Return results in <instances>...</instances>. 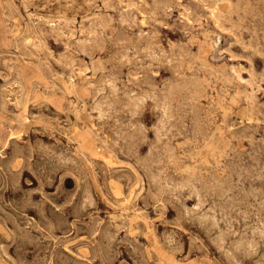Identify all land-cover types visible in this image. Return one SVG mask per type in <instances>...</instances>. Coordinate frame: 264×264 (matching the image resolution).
Here are the masks:
<instances>
[{
	"label": "rangeland",
	"instance_id": "rangeland-1",
	"mask_svg": "<svg viewBox=\"0 0 264 264\" xmlns=\"http://www.w3.org/2000/svg\"><path fill=\"white\" fill-rule=\"evenodd\" d=\"M236 2L0 0V264H264V0ZM227 78L234 79L231 85ZM176 82H184L181 89ZM163 101L174 111L168 105L171 110L162 112ZM211 143L217 145V158L207 154Z\"/></svg>",
	"mask_w": 264,
	"mask_h": 264
},
{
	"label": "bare ground",
	"instance_id": "bare-ground-1",
	"mask_svg": "<svg viewBox=\"0 0 264 264\" xmlns=\"http://www.w3.org/2000/svg\"><path fill=\"white\" fill-rule=\"evenodd\" d=\"M152 1L154 2V0H152ZM230 1H231V0H230ZM239 1H241V0H239ZM243 1H244V0H243ZM246 1H247V0H246ZM262 1H263V0H262ZM72 2H73V1H72ZM235 2H236V0H235ZM237 2H238V1H237ZM237 2H236V3H237ZM258 2H259V1H258ZM86 3H87V2H86ZM160 3H161V1H160ZM206 3H207V2H206ZM246 3H248V2H246ZM88 4H89V3H88ZM147 4H149V3H147ZM230 4H231V3H230ZM232 4H234V1L232 2ZM196 5H197V4H196ZM240 5H241V3L238 4L239 7H240ZM248 5L250 6V2L248 3ZM248 5H247V6H248ZM133 6H134V5H133ZM135 6H136V5H135ZM148 6H149V5H148ZM215 6H216V5H215ZM231 6H233V5H231ZM238 6H235L236 9H237ZM242 6H243V4H242ZM247 6H246V7H247ZM251 6L253 7V4H252ZM256 6H257V5H255V7H256ZM156 7H157V6H156ZM209 7H210V6H209ZM233 7H234V6H233ZM244 7H245V6H244ZM246 7H245V8H246ZM162 8H163V7H162ZM210 8H212V7H210ZM241 8H242V7H241ZM245 8H244V9H245ZM259 8H260V7H259ZM187 9L190 10L189 8H187ZM198 9H199V8H198ZM231 9H232V8H231ZM242 9H243V8H242ZM247 9H248V7H247ZM251 9H252V8H251ZM254 9H255V8H254ZM254 9H253V10H254ZM16 10H17V9H16ZM121 10H122V9H121ZM127 10L129 11V9H127ZM188 10H187V11H188ZM204 10H205V9H204ZM204 10H203V11H204ZM217 10H218V9H217ZM232 10H233V9H232ZM238 10H239V9H238ZM253 10H252V11H253ZM256 10H257V8H256ZM124 11H125V9H124ZM124 11H123V12H124ZM130 11H131V10H130ZM153 11H154V9H153ZM153 11H151V13H152ZM254 11H255V10H254ZM120 12H121V11H120ZM126 12H127V11H126ZM126 12H125V13H126ZM147 12H148V11H147ZM155 12H156V11H155ZM231 12H232V11H230V13H231ZM236 12H237V10L235 11V13H236ZM243 12H244V10H243ZM243 12H242V13H243ZM64 13H65V12H64ZM125 13H124V14H125ZM129 13H130V12H129ZM224 13H226V12H224ZM248 13H249V12H248ZM258 13H259V11H258ZM33 14H34V13H33ZM96 14H97V13H96ZM124 14H123V16H124ZM131 14H132V13H131ZM217 14H218V13H217ZM239 14H240V13H239ZM249 14H250V13H249ZM127 15H128V13H127ZM129 15H130V14H129ZM154 15H155V13H154ZM154 15H153V16H154ZM186 15H187V14H186ZM220 15H221V14H220ZM237 15H238V14H237ZM255 15H256V14H255ZM13 16H14V15H13ZM121 16H122V14H121ZM153 16H152V17H153ZM190 16H191V15H190ZM198 16H199V15H198ZM229 16H230V15H229ZM240 16H241V15H240ZM242 16H244V15H242ZM90 17H91V16H90ZM99 17H100V16H99ZM124 17H125V16H124ZM129 17H130V19H133L131 16H129ZM191 17H192V16H191ZM216 17H217V16H216ZM223 17H224V16H223ZM246 17H247V16H246ZM252 17H253V16H252ZM53 18H54V17H53ZM87 18H88V17H87ZM125 18H126V17H125ZM150 18H151V17H150ZM224 18H226V17H224ZM224 18H223V19H224ZM241 18H242V17H241ZM243 18H244V17H243ZM248 18H249V17H248ZM63 19H64V17H63ZM89 19H90V18H89ZM103 19H104V17H103ZM103 19H102V20H103ZM127 19H128V21H130L129 18H127ZM198 19H199V18H198ZM216 19H217V18H216ZM228 19H230V18H228ZM231 19H232V17H231ZM238 19H239V18H238ZM69 20H70V19H69ZM97 20H98V19H97ZM105 20H107V19H105ZM226 20H227V19H226ZM226 20H225V22H226ZM232 20H233V19H232ZM236 20H237V19H236ZM53 21H54V20H53ZM65 21H66V20H65ZM71 21H72V20H71ZM123 21H124V20H123ZM123 21H122V22H123ZM126 21H127V20H125V22H126ZM221 21H222V20H221ZM233 21H235V20H233ZM237 21H238V20H237ZM244 21H245V19H244ZM101 22H102V21L100 20L99 23H101ZM103 22H104V21H103ZM223 22H224V21H223ZM235 22H236V21H235ZM59 23H60V22H59ZM68 23H69V22H68ZM106 23H108V22L106 21ZM106 23H104V24H106ZM129 23H130V22H129ZM219 23H220V22H219ZM230 23H231V22H230ZM232 23H233V22H232ZM240 23H241V21L239 22V24H240ZM57 24H58V23H57ZM64 24H65V23H64ZM102 24H103V23H102ZM102 24H101V26H102ZM110 24H111V23H110ZM233 24H234V23H233ZM59 25H60V24H59ZM97 25H98V24H97ZM106 25H108V24H106ZM106 25H104V26H106ZM217 25H218V24H217ZM219 25H220V24H219ZM223 25H224V23H223ZM236 25H237V22H236ZM236 25H235V27H236ZM101 26H100V27H101ZM220 26H221V25H220ZM231 26H233V25H231ZM238 26H239V25H238ZM242 26H243V25H242ZM34 27H35V26H34ZM53 27H55V26H53ZM95 27H96V26H94V28H95ZM98 27H99V26H98ZM100 27H99V28H100ZM102 27H103V26H102ZM109 27H110V26H109ZM222 27L224 28V26H222ZM30 28H31V27H30ZM59 28H60V27H59ZM61 28H62V27H61ZM240 28H241V26H240ZM14 29H15V28H14ZM27 29H28V28H27ZM51 29H52V28H51ZM57 29H58V28H56V30H57ZM73 29H74V28H73ZM111 29H112V28H111ZM237 29H238V27H237ZM28 30H29V29H28ZM34 30H35V29H34ZM52 30H54V28H53ZM95 30H96V29H95ZM232 30H233V29H232ZM234 30H235V29H234ZM234 30H233V32H234ZM29 31L32 32V29L29 30ZM40 31H42V30H40ZM57 31H58V30H57ZM71 31H73V30H71ZM92 31H93V30H92ZM92 31H90V32H92ZM27 32H28V31H27ZM81 32H82V31H81ZM90 32H89V33H90ZM98 32H100V31H98ZM102 32H103V31H102ZM105 32L108 34L107 31H105ZM24 33H25V32H24ZM28 33H29V32H28ZM40 33H41V32H40ZM40 33H39V37H40ZM43 33H44V32H43ZM93 33H94V32H93ZM37 34H38V33H37ZM98 34H99V33H98ZM107 34H106V35H107ZM31 35H32V33H31ZM90 35H91V34H90ZM95 35H96V33H95ZM98 36H101V35H98ZM98 36H97L96 38H99ZM26 37L29 38V35L25 36V38H26ZM41 37H42V35H41ZM44 37H45V35H44ZM89 37L91 38V36H89ZM25 38H23V39H25ZM96 38H95V39H96ZM86 39H87V38H86ZM88 39H89V38H88ZM91 39H93V38H91ZM91 39H90V40H91ZM102 39H103V38H102ZM26 40H27V39H25V41H26ZM41 40H42V39H41ZM90 40H89V41H90ZM100 40H101V38H100ZM25 41H24V42H25ZM27 41H29V40H27ZM45 41H46V40H44L43 42H45ZM83 41H84V40H83ZM81 42H82V41H81ZM84 42H88V41H84ZM91 42H92V41H91ZM89 43H90V42H89ZM37 44H39V43L37 42ZM46 44H47V42H45L44 45H46ZM99 44H100V43H99ZM130 44H131V43H130ZM132 44H133V43H132ZM34 45H36V44H34ZM39 45H40V44H39ZM124 45H125V44H124ZM202 45H206V44L204 43V44H202ZM32 46H33V45H32ZM37 46H38V45H37ZM42 46H43V45H42ZM85 46H86V43H85ZM90 46H91V44H90ZM97 46H98V44H97ZM104 46H105V44H104ZM199 46L201 47V45H199ZM199 46H198V47H199ZM33 47H34V46H33ZM40 47H41V46H40ZM40 47H39V50H40ZM45 47L47 48V45H46ZM209 47H210V45H209ZM91 48H92V47H91ZM93 48H94V46H93ZM98 48H99V47H98ZM103 48H104V47H103ZM121 48H122V47H121ZM125 48H126V47H125ZM127 48H128V47H127ZM129 48H130V47H129ZM32 49L34 50V48H32ZM80 49H81V48H80ZM83 49H86V48H83ZM123 49H124V48H123ZM134 49H135V47H134ZM189 49H190V48H189ZM189 49H187V50H189ZM202 49H203V48H202ZM28 50H29V49H28ZM35 50H36V49H35ZM42 50H43V49H42ZM90 50H91V49H90ZM126 50H127V49H126ZM131 50H133V49H131ZM151 50H153V49L151 48ZM154 50H155V49H154ZM156 50H157V49H156ZM198 50H199V48H198ZM254 50H255V49H254ZM23 51H24V50H23ZM31 51H32V50H31ZM31 51H30V52H31ZM66 51H67V49H66ZM68 51H69V50H68ZM129 51H130V50H129ZM136 51H137V50H136ZM196 51H197V50H196ZM206 51H207V49H206ZM35 52H36V51H35ZM124 52H125V51H124ZM132 52H133V51H132ZM137 52H138V51H137ZM154 52H155V51H154ZM162 52H163V51H162ZM202 52L204 53V51H202ZM39 53H40V52H39ZM126 53L128 54L129 52H126ZM138 53H139V52H138ZM148 53H149V52H148ZM160 53H161V52H160ZM164 53H166V55H167L168 52H164ZM203 53H201V54L203 55ZM50 54H51V53H50ZM61 54H62V53H61ZM66 54L68 55V53H66ZM153 54H154V53H153ZM198 54H200V53H198ZM31 55H32V54H31ZM59 55H60V54H59ZM64 55H65V53H64ZM67 55H66V56H67ZM132 55H134V54H132ZM138 55H139V54H138ZM158 55H159V54H158ZM160 55H161V54H160ZM207 55H208V54H207ZM121 56H122V55H121ZM126 56L128 57V55H126ZM129 56H131V54H130ZM37 57H38V56H37ZM61 57H63V55H61ZM70 57L73 59V56H70ZM137 57H138V56H137ZM144 57H145V56H144ZM146 57H147V56H146ZM149 57H152V56H150V54H149ZM197 57H198V56H197ZM64 58H66V57L64 56ZM64 58H63V59H64ZM71 58H70V59H71ZM99 58H100V57H99ZM109 58H110V57H109ZM147 58H148V57H147ZM191 58H192V57H191ZM200 58H201V55H200ZM203 58H204V56H203ZM68 59H69V55H68ZM74 59H75V58H74ZM118 59H119V58H118ZM121 59H122V57H121ZM121 59H120V60H121ZM128 59H129V57H128ZM152 59H153V58H152ZM157 59H158V58H157ZM167 59H168V58H167ZM196 59H197V58H195V60H196ZM58 60H59V58H58ZM60 60H61V59H60ZM60 60H59V63H60ZM66 60H67V59H66ZM97 60H98V59H97ZM179 60H180V59H179ZM198 60H199V59H198ZM205 60H207V57L205 58ZM68 61H69V60H68ZM70 61H72V60H70ZM122 61H123V60H122ZM185 61H186V60H185ZM207 61H208V60H207ZM61 62H62V61H61ZM63 62H64V61H63ZM65 62H66V61H65ZM73 62H74V60H73ZM96 62H97V61H96ZM171 62H172V61H171ZM183 62H184V61H183ZM188 62L190 63V61L187 60V63H188ZM192 62H193V61H192ZM200 62H201V61H200ZM68 63H69V65L71 66L70 62H68ZM68 63H67L66 65H68ZM100 63L102 64V61H101ZM107 63H108V62H107ZM185 63H186V62H185ZM195 63H196V61H195ZM202 63H203V62H202ZM204 63H206V62L204 61ZM208 63H209V61H208ZM93 64H94V62H93ZM117 64H118V63H117ZM121 64H122V63H121ZM192 64H193V63H192ZM211 64H212V63H210V65H211ZM64 65H65V64H64ZM184 65H185V64H184ZM203 65H204V64H203ZM39 66H40V64L38 65V67H39ZM44 66H45V65H44ZM73 66H74V65H73ZM93 66H94V65H93ZM96 66H97V65H96ZM117 66L119 67V65H117ZM190 66H191V64H190ZM40 67H41V66H40ZM98 67H99V66H98ZM100 67H102V70H104V69H103V66H100ZM100 67H99V69H100ZM111 67H112V66H111ZM114 67H115V66H114ZM114 67H112V68H114ZM183 67H184V66H183ZM192 67H193V65H192ZM207 67H208V66H207ZM212 67H213V66H212ZM212 67H211V69L214 68V67H213V68H212ZM96 68H97V67H96ZM96 68H95V69H96ZM179 68H180V67H179ZM188 68H189V66H188ZM188 68H187V69H188ZM190 68H191V67H190ZM190 68H189L188 70H190ZM201 68H202V67H201ZM205 68H206V67H205ZM221 68H222V67H221ZM223 68H224V70H225V67H223ZM223 68H222V70H223ZM97 69H98V68H97ZM119 69H120V68H119ZM177 69H178V68H177ZM193 69H194V68H193ZM203 69H204V68H203ZM218 69H219V68H218ZM48 70H49V69H48ZM50 70H51V69H50ZM179 70H180V69H179ZM181 70H182V69H181ZM191 70H192V69H191ZM191 70H190V71H191ZM205 70H209V69H205ZM216 70H217V69H216ZM194 71H197V70H194ZM199 71H200V70H198V72H199ZM82 72H83V71H82ZM107 72H108V71H107ZM177 72H178V71H177ZM180 72H181V71H180ZM201 72H202V71H201ZM210 72H211V71H210ZM217 72H218V71H217ZM219 72H220V71H219ZM219 72H218V73H219ZM178 73H179V72H178ZM182 73H183V72H182ZM182 73H180V74L182 75ZM194 73H195V72H194ZM205 73H206V72H205ZM220 73H222V72H220ZM100 74H101V73H100ZM103 74H104V73H103ZM108 74H110V73H108ZM115 74H116V73H115ZM117 74H119V73L117 72ZM184 74H185V73H184ZM195 74H196V73H195ZM222 74H223V73H222ZM222 74H221V76H222ZM227 74H228V78H229L230 75H229V73H227ZM227 74H226V75H227ZM231 74H232V73H231ZM185 75H188V74H185ZM185 75H184V76H185ZM210 75L212 76L211 73H210ZM216 75H217V74H216ZM226 75H225V76H226ZM237 75H238V74H237ZM100 76H101V75H100ZM112 76H113V75H112ZM193 76H194V75H193ZM207 76H208V75H207ZM225 76H224V77H225ZM232 76H233V75H232ZM20 77H21V75H20ZM46 77H47V76H46ZM108 77H110V75H109ZM182 77H183V75H182ZM188 77H189V79H190L191 76H188ZM197 77H198V76H197ZM215 77H216V76H215ZM230 77H231V76H230ZM70 78H71V77H70ZM70 78H69V79H70ZM99 78H100V77H99ZM103 78H104V77H103ZM105 78H107V76H106ZM110 78H111V77H110ZM110 78H109V79H110ZM115 78H116V77H114L113 79H115ZM186 78H187V76H186ZM195 78H196V77H195ZM228 78H227V81H228ZM232 78H233V77H232ZM240 78H241V77H240ZM16 79H17V78H16ZM19 79H20V78H19ZM107 79H108V78H107ZM117 79H119V77H117ZM117 79H115V80H117ZM183 79H184V78H183ZM189 79H186V81L189 80ZM192 79H193V78H192ZM200 79H201V78H200ZM203 79H204V76H203ZM230 79H231V78H230ZM22 80H23V79H22ZM22 80H20V81H22ZM194 80H195V79H194ZM215 80H216V79H215ZM218 80H219V79H218ZM233 80H234V79H233ZM233 80H232V81L230 80V81L233 82ZM97 81H98V80H97ZM104 81H105V80H104ZM107 81H108V80H107ZM107 81H106V82H107ZM180 81H181V80H180ZM205 81H207V80H205ZM230 81H228V82H230ZM16 82H18V81H16ZM70 82H71V80H70ZM72 82H73V81H72ZM102 82H103V81H102ZM111 82H112V81H111ZM115 82H116V81H115ZM172 82H173V81H172ZM184 82H185V81H184ZM184 82H183V83H184ZM190 82L192 83V81H190ZM195 82H196V81H195ZM209 82H210V81H209ZM214 82H215V81H214ZM214 82H213V83H214ZM222 82H223V81H222ZM222 82H221V84H222ZM225 82H226V81H225ZM231 82L229 83L230 85H231ZM113 83H114V82H113ZM113 83H111V84L114 85ZM145 83H146V82H145ZM145 83H144V84H145ZM183 83H182V84H183ZM187 83H188V81L185 83L186 86L189 85V83H188V85H187ZM197 83H198V82H197ZM217 83H218V82H217ZM237 83H238V82H237ZM95 84H96V81H95ZM118 84H119V83H117V85H118ZM170 84H171V83H170ZM172 84H173V83H172ZM182 84H180L179 86L182 87ZM195 84H196V83H195ZM203 84H204V83H203ZM221 84H220V85H221ZM225 84H226V83H225ZM234 84H235V83H233V85H234ZM19 85H20V84H19ZM19 85H18V86H19ZM23 85H25V84H23ZM106 85H107V84H106ZM162 85H163V84H162ZM165 85H166V84H165ZM165 85H163V86H165ZM167 85H168V83H167ZM167 85H166V86H167ZM175 85L178 86V83L176 82ZM185 85H184V87H185ZM197 85L200 87L199 84H197ZM214 85H215V83H214ZM222 85H223V84H222ZM21 86H22V85H21ZM75 86H76V85H75ZM90 86H91V85H90ZM119 86H120V85H119ZM170 86H171V85H170ZM177 86H176V87H177ZM179 86H178V87H179ZM192 86H193V84H192ZM204 86H205V85H204ZM211 86L213 87V85H211ZM211 86H209V87H211ZM226 86H227V85H226ZM234 86H237V85H234ZM71 87H72V83H71ZM96 87H100V81H99V86H96ZM102 87H103V86H102ZM107 87H108V86H107ZM112 87H114V86H112ZM116 87H117V86H116ZM116 87H115V88H116ZM152 87H153V86H152ZM168 87H169V85H168ZM178 87H177V88H178ZM184 87H183V89H184ZM196 87H197V86H196ZM199 87H198V88H199ZM214 87H215V86H214ZM227 87H228V86H227ZM19 88H21V87H19ZM22 88H24V87L22 86ZM72 88H73V87H72ZM105 88H106V87H105ZM115 88H114V89H115ZM117 88H118V87H117ZM117 88H116V89H117ZM172 88H174V87L171 86V89H172ZM190 88H191V87H190ZM222 88H223V86H222ZM95 89H96V88H95ZM98 89H99V88H98ZM110 89H112V88L110 87ZM124 89H125V88H124ZM124 89H123V92H124ZM135 89H136V88H135ZM164 89H166V88H163V91H165ZM179 89H181V88L179 87ZM188 89H189V88H188ZM195 89H196V88H195ZM195 89H193V90H195ZM213 89H216V88H213ZM219 89H220V88H219ZM225 89H226V88H225ZM234 89H235V88H234ZM238 89H239V88H238ZM25 90H26V88H25ZM100 90H101V91H104L105 89H104V90L100 89ZM107 90H108V89H107ZM161 90H162V89H161ZM169 90H170V89H169ZM191 90H192V89H191ZM200 90H201V88H200ZM203 90H204V89H203ZM222 90H223V89H222ZM227 90H228V89H227ZM239 90H240V92H241V89H239ZM239 90H238V91H239ZM17 91H18V90H17ZM20 91H21V90H20ZM22 91H24V90H22ZM22 91H21V92H22ZM101 91H100V92H101ZM112 91H113V90H112ZM132 91H133V90H132ZM139 91H140V90H139ZM149 91H150V90H149ZM149 91H148V93H149ZM163 91L161 92V94L163 93ZM166 91H167V90H166ZM166 91H165V92H166ZM170 91H172L171 93H173V90H170ZM181 91H182V90H181ZM183 91H184V90H183ZM219 91H220V90H219ZM238 91H237V93H238ZM243 91H244V90H243ZM25 92H26V91H25ZM73 92H74V91H73ZM75 92H76V91H75ZM113 92H114V91H113ZM118 92H119V91H118ZM152 92H153V90H152ZM154 92H155V91H154ZM177 92H178V91H177ZM190 92H191V91H190ZM190 92H189V93H190ZM223 92H225V90H223ZM23 93H24V92H22V94H23ZM94 93H96V92L94 91ZM105 93H106V92H105ZM133 93H134V92H133ZM138 93H139V92H138ZM138 93H137V94H138ZM141 93H142V91H141ZM144 93H145V91H144ZM146 93H147V91H146ZM156 93H157V90H156ZM167 93H168V92H167ZM169 93H170V92H169ZM179 93H180V92H179ZM186 93H187V92H186ZM196 93H197V92H196ZM198 93L201 94V92H198ZM202 93H203V92H202ZM204 93H205V92H204ZM207 93H208V92H207ZM220 93H222V92H220ZM226 93H227V92H226ZM228 93H229V91H228ZM17 94H18V93H17ZM22 94H21V95H22ZM92 94H93V93H92ZM99 94H100V93H99ZM110 94H111V93H110ZM122 94H123V93H122ZM124 94H125V93H124ZM128 94H129V93H128ZM130 94H131V92H130ZM152 94H153V93H152ZM224 94H225V93H224ZM234 94H236V93H234ZM234 94H232V95H234ZM240 94H241V93H240ZM19 95H20V94H19ZM74 95H75V94H74ZM108 95H109V93H108ZM108 95L106 94V96H108ZM140 95H141V94H140ZM148 95L150 96V94H148ZM154 95H155V94H154ZM164 95H165V94H164ZM175 95H176V94H175ZM182 95H185V94L182 93ZM197 95H199V94H197ZM197 95H196V97H197ZM201 95H202V94H201ZM225 95H226V94H225ZM228 95H229V94H228ZM238 95H239V94H238ZM22 96H23V98H24V94H23ZM75 96H76V95H75ZM94 96L97 97V95H94ZM103 96H104V93H103ZM112 96H113V95H112ZM129 96H130V95H129ZM131 96H132V95H131ZM138 96H139V95H138ZM142 96H144V95H142ZM142 96H141V97H142ZM151 96H152V95H151ZM157 96H158V95H157ZM162 96H163V95H162ZM167 96H168V95H167ZM167 96H166V98H168ZM204 96H205V95H204ZM204 96H203V97H204ZM214 96H215V95H214ZM235 96H236V95H235ZM239 96H240V95H239ZM247 96H248V95H247ZM19 97H20V96H19ZM108 97H109V96H108ZM114 97H115V95H114ZM141 97L139 96L138 98H141ZM145 97H146V96H144V98H145ZM154 97H156V96H154ZM154 97H153V98H154ZM186 97H187V96H186ZM191 97H193V96H191ZM194 97H195V96H194ZM200 97H201V96H200ZM211 97H213V96H211ZM220 97H221V96H220ZM231 97H232V96H231ZM231 97H229V98L231 99ZM21 98H22V97H21ZM77 98H78V97H77ZM92 98H93V97H92ZM92 98H91V100H92ZM106 98H107V97H106ZM112 98H113V97H111L110 99L112 100ZM133 98H135V97H133ZM136 98H137V97H136ZM142 98H143V97H142ZM149 98H150V97H149ZM157 98H161V97H157ZM157 98H156V99H157ZM172 98H173V97H172ZM178 98H179V97H178ZM180 98H181V97H180ZM18 99H20V98H18ZM114 99H115V98H114ZM127 99H128V96H127ZM163 99H165V98H163ZM163 99H161V100H163ZM169 99H171V97H170ZM174 99H175V97H174ZM182 99H183V98H182ZM189 99H190V98H189ZM200 99H201V98H200ZM210 99H211V98H210ZM215 99H216V98H215ZM232 99H233V97H232ZM234 99H236V97H235ZM240 99H241V98H240ZM20 100H21V99H20ZM102 100H104V98L101 99V101H102ZM117 100H118V99H117ZM120 100H122V99H119V101H120ZM128 100H129V99H128ZM132 100H135V99H132ZM140 100H141V99H140ZM140 100H139V101H140ZM142 100H143V99H142ZM142 100H141L140 102L143 103L144 100H143V101H142ZM145 100H146V99H145ZM147 100H148V99H147ZM154 100H155V98L153 99V101H154ZM158 100H159V99H158ZM167 100H168V99H167ZM171 100H172V99H171ZM176 100H177V99H176ZM190 100H191V99H190ZM211 100H212V99H211ZM238 100H239V98H238ZM2 101H3V100H2ZM2 101H1V102H2ZM22 101H23V100H22ZM81 101H82V100H81ZM92 101H94V100H92ZM98 101H99V99H98ZM98 101H97V103H98ZM104 101H105V100H104ZM108 101H109V100H108ZM113 101H114V100H113ZM119 101H117V102H119ZM122 101H123V100H122ZM136 101H137V100H136ZM168 101H169V100H168ZM180 101H181V100H180ZM182 101H183V100H182ZM191 101H192V100H191ZM195 101H196V100H195ZM213 101H214V100H213ZM213 101H212V102H213ZM215 101H216V100H215ZM219 101H220V100H219ZM224 101H225V100H224ZM102 102H103V101H102ZM123 102H124V101H123ZM159 102H160V101H159ZM159 102H158V104H159ZM163 102H164L163 106L161 105V106L163 107L162 112L164 111V113H167V110H168V108H169V107H168L169 102H167V101H163ZM163 102H162V103H163ZM171 102H172V101H171ZM173 102H174V100H173ZM185 102H186V101H185ZM231 102H233V101H231ZM235 102H236V101H235ZM240 102H241V101H240ZM246 102H247V101H246ZM4 103H5V102H4ZM4 103H3V104H4ZM103 103H104V102H103ZM109 103H111V101H109ZM119 103H122V102L120 101ZM144 103H145V102H144ZM162 103H161V104H162ZM178 103H179V102H178ZM188 103H189V102H188ZM190 103H192V102H190ZM196 103H198V101H197ZM221 103H222V102H221ZM221 103H220V105H221ZM223 103H224V102H223ZM14 104H15V103H14ZM105 104H107V103H105ZM126 104H127V103H126ZM126 104H125V105H126ZM131 104H132V102L129 104V101H128V105H131ZM134 104H135V103H134ZM171 104H172V103H171ZM174 104L177 105L176 103H174ZM179 104H180V103H179ZM182 104H183V103H182ZM201 104H202V103H201ZM224 104H225V103H224ZM231 104H232V103H230V105H231ZM236 104H237V103H236ZM236 104H235V105H236ZM238 104H240L239 101H238ZM99 105H100V104H99ZM103 105H104V104H103ZM110 105H111V104H110ZM110 105H109V109H111ZM125 105L122 104V108H123V106H125ZM142 105H143V104H142ZM153 105H155V104H153ZM180 105H181V104H180ZM183 105H185V104H183ZM195 105H197V104H195ZM213 105H214V104H213ZM215 105H216V104H215ZM215 105H214V106H215ZM230 105H228V106H230ZM251 105H252V104H251ZM95 106H96V105H95ZM95 106H94V107H95ZM104 106H105V105H104ZM114 106H117L116 103H115ZM131 106H133V105H131ZM131 106H130V107H131ZM135 106H136V104H135ZM155 106H158V105H155ZM159 106H160V105H159ZM169 106L171 107V105H169ZM187 106H188V104H187ZM201 106H202V105H201ZM201 106H200V107H201ZM223 106H224V105H223ZM228 106H227V108H228ZM252 106H253V105H252ZM99 107H101V105H100ZM126 107H127V106H126ZM126 107H125V108H126ZM133 107H134V106H133ZM141 107H142V106H141ZM175 107H176V106H175ZM181 107H182V106H181ZM191 107H192V106H191ZM195 107H196V106H195ZM210 107H212V106H210ZM217 107H218V106H217ZM230 107L232 108V106H230ZM102 108H103V107H102ZM104 108H106V107H104ZM116 108H117V107H116ZM128 108H129V106H128ZM135 108H136V107H135ZM157 108H158V107H157ZM157 108H156V109H157ZM173 108H174V107H173ZM179 108H180V107H179ZM193 108H194V107H193ZM204 108H205V107H204ZM212 108H213V107H212ZM231 108H229V109H231ZM250 108H251V107H250ZM96 109H97V108H96ZM99 109H100V108H99ZM106 109H108V107H107ZM118 109H119V107H118ZM118 109H117V111H118ZM126 109H127V108H126ZM130 109H131V108H130ZM130 109H129V111H130ZM139 109H140V108H139ZM159 109H160V108H159ZM171 109H172V107H171ZM171 109L169 108V110H171ZM176 109H178V107H177ZM183 109H184V108H183ZM195 109H196V108H195ZM199 109H200V108H199ZM199 109H198V110H199ZM229 109H228V111H229ZM76 110H77V109H76ZM97 110H98V109H97ZM102 110H104V109H102ZM124 110H125V109H124ZM132 110H133V109H132ZM137 110H138V109H137ZM160 110H161V109H160ZM172 110H173V109H172ZM191 110H192V109H191ZM191 110H190V111H191ZM220 110H221V109H220ZM224 110H226V108H225ZM231 110H234V109H231ZM110 111H111V110H110ZM110 111H109V112H110ZM113 111H114V110H113ZM119 111H120V109H119ZM119 111H118V112H119ZM156 111H157V110H156ZM173 111H174V110H173ZM173 111H172L171 113H173ZM182 111H183V110H182ZM200 111H201V110H200ZM209 111H210V110H209ZM250 111L252 112L251 109H250ZM100 112H101V111H100ZM104 112H105V111H104ZM109 112L107 111V113H109ZM111 112H112V111H111ZM126 112H128V111H126ZM126 112H125V114H126ZM130 112H132V111H130ZM133 112H136V113H137L136 109H135V111L133 110ZM197 112H199V111H196V112H194V113H197ZM214 112H215V111H214ZM224 112H225V111H224ZM230 112H231V111H230ZM77 113H78V112H77ZM102 113H103V112H102ZM114 113H115V112H114ZM136 113H134V114H136ZM176 113H177V112H176ZM184 113H185V111H184ZM192 113H193V112H192ZM199 113H201V112H199ZM205 113H206V112H205ZM205 113H204V114H205ZM222 113H223V112H222ZM226 113H227V112H225L224 114L226 115ZM162 114H163V113H162ZM169 114H170V113H169ZM169 114H168V115H169ZM174 114H175V112H174ZM174 114H173V115H174ZM208 114H210V113H208ZM214 114H215V113H214ZM107 115H108V114H107ZM109 115H111V113H109ZM136 115H137V114H136ZM160 115H161V114H160ZM168 115H167V116H168ZM170 115H171V114H170ZM173 115L170 116V117L172 118ZM177 115H178V113H177ZM222 115H223V114H222ZM228 115H229V113H228ZM120 116H121V115H120ZM175 116H176V115H175ZM183 116H184V115H183ZM193 116H194V115H193ZM193 116H192V117H193ZM196 116H198V115H196ZM207 116H209V115H207ZM210 116H212V113L210 114ZM126 117H127V116H126ZM126 117H124V118H126ZM134 117H135V115H134ZM176 117H177V116H176ZM179 117L182 118V116H178V118H179ZM188 117H189V116H188ZM200 117H201V116H200ZM226 117H227V116H225V118H226ZM100 118H101V117H100ZM108 118H109V117H108ZM122 118H123V117H122ZM124 118H123V119H124ZM129 118H130V117H129ZM132 118H133V117H132ZM132 118H131V119H132ZM157 118H158V117H157ZM183 118H184V117H183ZM193 118H194V117H193ZM193 118H192V119H193ZM201 118H203V117H201ZM246 118H247V117H246ZM126 119H128V118H126ZM135 119H136V117H135ZM140 119H141V118H140ZM158 119H159V118H158ZM166 119H167V118H166ZM174 119H175V118H174ZM174 119H173V120H174ZM176 119H177V118H176ZM198 119H199V118H198ZM226 119H227V118H226ZM124 120H125V119H124ZM178 120H179V119H178ZM190 120H191V119H190ZM207 120H209V119H207V117H206V121H207ZM211 120H212V119H211ZM211 120H210V122H211ZM215 120H216V119H215ZM129 121H130V124H131V120H129ZM129 121H127V122H129ZM161 121H162V120H161ZM164 121H165V120H164ZM164 121H163V123H164ZM169 121H171L170 118H169ZM175 121H176V120H175ZM191 121H192V120H191ZM193 121H194V120H193ZM142 122H143V121H142ZM142 122L140 121V122H139V125H140ZM165 122H166V121H165ZM182 122H183V120H182ZM207 122H208V121H207ZM210 122H209V124H210ZM212 122H213V120H212ZM217 122H218V121H217ZM222 122H223V120H222ZM124 123H125V121H124ZM143 123H144V122H143ZM166 123H168V121H167ZM166 123H165V124H166ZM169 123H170V122H169ZM169 123H168V126H169ZM172 123H173V122H172ZM191 123H192V122H191ZM191 123H190V124H191ZM197 123H198V122H197ZM199 123H200V122H199ZM218 123H219V122H218ZM223 123H224V122H223ZM227 123H228V122H227ZM231 123H232V122H231ZM104 124H105V123H104ZM118 124H119V123H118ZM135 124H137V123L135 122ZM135 124H134V125H135ZM158 124H159V123H158ZM165 124H163V125H165ZM175 124H176V123H175ZM181 124H182V123H181ZM184 124H186V123H184ZM190 124H189V125H190ZM204 124H205V123H204ZM209 124H207V126H208ZM224 124H226V123H224ZM86 125H87V124H86ZM95 125H96V124H95ZM123 125H124V124H123ZM127 125H128V124H127ZM143 125H144V124H143ZM143 125H142V126H143ZM172 125H173V124H172ZM198 125H199V124H198ZM213 125H214V124H213ZM220 125H221V124H220ZM241 125H242V124H241ZM102 126H103V125H102ZM120 126H122V125H120ZM128 126H129V125H128ZM144 126H145V125H144ZM157 126H158V125H157ZM183 126H184V125H183ZM193 126H195V124H194ZM199 126H200V125H199ZM207 126H206V127H207ZM217 126H218V125H217ZM222 126H223V125H222ZM222 126H221V127H222ZM122 127H123V126H122ZM124 127H125V126H124ZM126 127H127V126H126ZM135 127H136V126H135ZM163 127H164V126H163ZM163 127H160V128H163ZM172 127H173V126H171L170 128L172 129ZM176 127H177V126H176ZM226 127H227V126H226ZM88 128H91V127H88ZM118 128H120V127H118ZM131 128H132V126H131ZM136 128H140V126H139V127H136ZM144 128H145V127H144ZM165 128H168V127H165ZM184 128H185V127H184ZM187 128H188V127H187ZM201 128H202V127H201ZM215 128H217V127H215ZM124 129H125V128H124ZM124 129H123V130H124ZM126 129H127V128H126ZM126 129H125V130H126ZM141 129H143V128H141ZM141 129H140V130H141ZM157 129H158V128H157ZM178 129H179V128H178ZM178 129H177V131H178ZM210 129H211V128H210ZM213 129H214V128H213ZM223 129H225V128H223ZM228 129H229V128H228ZM121 130H122V129H121ZM134 130H135V129H134ZM138 130H139V129H138ZM144 130H146V129H144ZM154 130H155V129H154ZM165 130H166V129H165ZM165 130H162V131H165ZM169 130H170V129H169ZM179 130H180V129H179ZM192 130H193V129H192ZM192 130H191V131H192ZM194 130H195V129H194ZM197 130H198V132H199V128H198ZM200 130H201V129H200ZM202 130H203V129H202ZM219 130H220V129H219ZM118 131H119V130H118ZM129 131L131 132L132 130H129ZM158 131H159V130H158ZM160 131H161V130H160ZM173 131H174V130H173ZM175 131H176V130H175ZM180 131H181V130H180ZM180 131H179V133H180ZM203 131H204V130H203ZM203 131H202V132H203ZM215 131H216V130H215ZM217 131H218V130H217ZM217 131H216V132H217ZM91 132H92V131H91ZM97 132H98V131H97ZM97 132H96V133H97ZM115 132H116V130H115ZM122 132H123V131H122ZM124 132H125V131H124ZM127 132H128V131H127ZM130 132H129V133H130ZM133 132H134V131H133ZM138 132H139V131H138ZM144 132H146V131H144ZM185 132H187V131H185ZM192 132H193V131H192ZM220 132H221V131H220ZM230 132H231V131H230ZM131 133H132V132H131ZM135 133H136V130H135ZM146 133H147V132H146ZM154 133H155V131H154ZM156 133H157V132H156ZM159 133H160V132H159ZM162 133H163V132H162ZM165 133H166V132H165ZM167 133H168V131H167ZM167 133H166V134H167ZM169 133H171V131H170ZM196 133H197V131H196ZM200 133H201V131H200ZM204 133L206 134L207 132H204ZM214 133H215V132H214ZM214 133H211V134H214ZM222 133H224V132H222ZM97 134H98V133H97ZM97 134H96V135H97ZM119 134H120V133H119ZM122 134H123V133H122ZM133 134H134V133H133ZM133 134H132V136H133ZM140 134H142V133H140ZM144 134H145V133H144ZM157 134H158V133H157ZM215 134H217V133H215ZM220 134H221V133H220ZM229 134H230V133H229ZM231 134L234 135L235 133H231ZM115 135H117V134H115ZM124 135H125V134H124ZM134 135H135V134H134ZM146 135H147V134H146ZM158 135H159V134H158ZM167 135H168V134H167ZM172 135H173V133H172ZM174 135H175V134H174ZM181 135H183V134H181ZM181 135L179 134V136H181ZM222 135H223V134H222ZM224 135H225V134H224ZM98 136H99V135H98ZM119 136H121V137H119ZM119 136H118V137L122 139V136H123V135H119ZM128 136H129V135H128ZM130 136H131V135H130ZM175 136H176V135H175ZM175 136H174V137H175ZM197 136H198V135H197ZM205 136H207V135H205ZM209 136H210V135H209ZM11 137H12V136H11ZM111 137L113 138V136H111ZM162 137H163V136H162ZM164 137H165V136H164ZM176 137H177V136H176ZM182 137H183V136H182ZM185 137H186V136H185ZM185 137H184V138H185ZM225 137H226V135H225ZM231 137H232V136H231ZM231 137H228L227 140H228L229 138H231ZM99 138H100V137H99ZM101 138H102V136H101ZM112 138H111V140H112ZM115 138H116V136H115ZM119 138H118V139H119ZM129 138L131 139V137H129ZM138 138H139V137H138ZM143 138H145V135H144ZM155 138H156V137H155ZM159 138H160V137H159ZM159 138H158V139H159ZM165 138H166V137H165ZM168 138H169V137H168ZM190 138H191V137H190ZM210 138H211V137H210ZM210 138H209V139H210ZM214 138H216V140H217V137H214ZM219 138H220V140H221V138H223V137L219 136ZM104 139H105V138H104ZM123 139H124V138H123ZM126 139H127V138H126ZM130 139H129V140H130ZM133 139L135 140V138H133ZM133 139H132V140H133ZM145 139H146V138H145ZM161 139H162V138H161ZM166 139H167V138H166ZM186 139H188V138H186ZM192 139H193V138H192ZM194 139H195V138H194ZM196 139H197V138H196ZM203 139H204V137H203ZM209 139H208V140H209ZM99 140H100V139H99ZM111 140H110V141H111ZM115 140H117V139H115ZM119 140H120V139H119ZM156 140H157V139H155V141H156ZM168 140H170V139H168ZM189 140H190V139H189ZM223 140H224V139H223ZM227 140H226V141H227ZM10 141H11V140H10ZM124 141H125V140H124ZM124 141H123V142H124ZM135 141H138V140H135ZM143 141H144V139H143ZM179 141H182V139L179 140ZM192 141H193V140H192ZM199 141H200V140H199ZM203 141H204V140H203ZM210 141H211V139H210ZM218 141H219V140H218ZM102 142H103V141H102ZM106 142H107V141H106ZM113 142H115V141H113ZM129 142H130V141H129ZM153 142H154V141H153ZM153 142H151V143H153ZM160 142H161V141H160ZM163 142H164V141H163ZM166 142H167V141H166ZM212 142H213V141H212ZM220 142H221V141H220ZM220 142H219V143H220ZM227 142H228V141H227ZM10 143H11V142H9V144H10ZM115 143H116V142H115ZM118 143H119V142H118ZM126 143H128V142H126ZM156 143H157V141H156ZM187 143H188V140H187ZM187 143H186V145H187ZM200 143H201V141H200ZM205 143H206V142H205ZM222 143H223V141H222ZM222 143H221V144H222ZM229 143H230V142H229ZM231 143H232V142H231ZM100 144H101V141H100ZM104 144H105V142H104ZM106 144H107V143H106ZM106 144H105V145H106ZM116 144H117V143H116ZM128 144L130 145L131 142L128 143ZM128 144H127V147L129 146ZM132 144H133V143H132ZM136 144H138V143H136ZM158 144H159V143H158ZM161 144H163V143H161ZM177 144H178V143H177ZM184 144H185V143H184ZM184 144H183V145H184ZM195 144H196V143H195ZM195 144H194V145H195ZM227 144H228V143H227ZM101 145H102V144H101ZM101 145H100V146H101ZM118 145H119V144H118ZM150 145H151V144H150ZM159 145H160V144H159ZM166 145H167V143H166ZM168 145H169V143H168ZM172 145H173V143L171 144V146H172ZM183 145H182V146H183ZM194 145H193V146H194ZM201 145H202V144H201ZM218 145H219V144H218ZM225 145H226V144H225ZM123 146H124V145H121L120 148H122ZM133 146H134V145H133ZM133 146H132V148H134ZM177 146H178V145H177ZM177 146H175V148H176ZM189 146L191 147L190 144H189ZM196 146H197V145H196ZM208 146H209V149H208L207 154H208V155H209V154H212V155H214V157H215V153H218V152H216L217 145H216L215 143H211V144L208 145ZM229 146L231 147V145H229ZM229 146H227V147L229 148ZM152 147H154V146L152 145ZM162 147H163V146H162ZM165 147H166V146H164V148H165ZM204 147H206V146L204 145ZM222 147H224V146H222ZM106 148H108V147H106ZM129 148H130V147H129ZM137 148H138V147H137ZM155 148H156V147H155ZM157 148H159V150H160V147H157ZM173 148H174V145H173ZM178 148H179V147H178ZM197 148H198V147H197ZM218 148H219V147H218ZM228 148H227V149H228ZM109 149H110V148H109ZM130 149H131V148H130ZM135 149H136V148H135ZM170 149H171V148H170ZM170 149H169V147L166 148L167 151L170 150ZM187 149H189V148H187ZM191 149H193V148H191ZM202 149H203V148H202ZM202 149H201V150H202ZM232 149H233V148H232ZM128 150H129V149H128ZM131 150H132V149H131ZM150 150H151V147H150ZM174 150H175V149H174ZM183 150H184V149H183ZM185 150H186V149H185ZM193 150H195V149H193ZM205 150L207 151V149H205ZM217 150H218V149H217ZM224 150H225V149H224ZM108 151H109V150H108ZM126 151H127V149H126ZM138 151H139V149H138ZM138 151H137V152H138ZM151 151H152V150H151ZM156 151L158 152V149H156ZM160 151H161V150H160ZM164 151H165V150H164ZM167 151H166V152H167ZM175 151H176V150H175ZM175 151H174V152H175ZM179 151H180V150H179ZM197 151H198V149H197ZM221 151H223V150H221ZM229 151H230V149L228 150V153H230ZM114 152H115V151H114ZM135 152H136V150H135ZM149 152H150V151H149ZM153 152H154V151H153ZM170 152H171V151H169L168 153H170ZM174 152H173V153H174ZM180 152H181V151H180ZM180 152H179V153H180ZM184 152L186 153V151H184ZM184 152H183V153H184ZM192 152H194V151H192ZM203 152H204V151H203ZM203 152H202V153H203ZM225 152H226V151H225ZM77 153H78V152H77ZM112 153H113V152H112ZM168 153H167V154H168ZM86 154H87V153H86ZM130 154H131V153H130ZM132 154H134V152H133ZM154 154H155V152H154ZM161 154H162V153H161ZM161 154H160V155H161ZM167 154H166V155H167ZM171 154H172V153H170V156H171ZM189 154H190V153H189ZM225 154H226V153H225ZM60 155H61V154H60ZM81 155H82V154H81ZM87 155H88V154H87ZM87 155H85V156H87ZM137 155H138V154H137ZM156 155H157V153H156ZM158 155H159V154H158ZM173 155H174V154H173ZM178 155H179V154H178ZM182 155H183V154H182ZM186 155H187V154H186ZM190 155H191V154H190ZM190 155H189V157H191ZM194 155L196 156V153H195ZM194 155H193V156H194ZM216 155H217V154H216ZM218 155H220V154H218ZM232 155H233V153H232ZM237 155H238V154H237ZM150 156H151V155H150ZM152 156H153V155H152ZM162 156H163V155H162ZM175 156H176V155H175ZM179 156H180V155H179ZM197 156H198V155H197ZM230 156H231V155H230ZM153 157L155 158L156 156H153ZM159 157H160V156H159ZM205 157H206V156H204V158H205ZM209 157H210V156H208V158H209ZM214 157H213V160H214ZM226 157H229V156H226ZM240 157L243 158V156H240ZM146 158H147V157H146ZM161 158H162V157H161ZM167 158H168V157H167ZM175 158H176V157H175ZM175 158H174V159H175ZM177 158H178V157H177ZM177 158H176V159H177ZM181 158H182V157H181ZM185 158H186V157H185ZM195 158H196V157H195ZM197 158H198V157H197ZM199 158H200V155H199ZM208 158H207V159H208ZM215 158H217V157H215ZM218 158H219V157H218ZM222 158H223V157H222ZM232 158H233V156H232ZM238 158H239V157H238ZM259 158H260V157H259ZM259 158H258V159H259ZM90 159H91V158H90ZM144 159H145V158H143V160H144ZM149 159H150V158H149ZM168 159H170V157H169ZM176 159H175V162H176ZM178 159H179V158H178ZM189 159H190V158H189ZM191 159H192V158H191ZM220 159H221V157H220ZM254 159H255V158H254ZM254 159H253V161H254ZM260 159H262V158H260ZM147 160H148V158H147ZM153 160H154V159H153ZM166 160H167V159H166ZM184 160H185V159H184ZM193 160H194V159H193ZM198 160H199V159H198ZM230 160H231V159H230ZM148 161H150V160H148ZM161 161H163V159H162ZM189 161H190V160H189ZM191 161H192V160H191ZM202 161H203V160H202ZM208 161H209V160H208ZM228 161H229V160H228ZM238 161H240V160H238ZM159 162H160V161H159ZM168 162H169V161H167V163H168ZM171 162H172V161H171ZM171 162H170V163H171ZM173 162H174V160H173ZM212 162H213V161H212ZM226 162H227V161H226ZM254 162H255V161H254ZM254 162H253V164H254ZM257 162H259V161H257ZM260 162H261V161H260ZM262 162H263V161H262ZM144 163H145V162H144ZM164 163H165V162H164ZM167 163H165V164L167 165ZM177 163H179V162H177ZM194 163H195V162H194ZM196 163H197V162H196ZM205 163L207 164L206 161H205ZM208 163H209V162H208ZM216 163H217V162H216ZM223 163H225V162H223ZM231 163H232V162H231ZM240 163H241V162H240ZM247 163H248V162H247ZM263 163H264V162H263ZM148 164H149V162H148ZM158 164L160 165L159 167H161L162 162H161V164H160V163H158ZM179 164H180V163H179ZM189 164H190V163H189ZM197 164H198V163H197ZM213 164H215V163H213ZM218 164H219V163H218ZM238 164H239V163H238ZM249 164H250V162H249ZM253 164H252V165H253ZM11 165H12V164H11ZM153 165H156V164H153ZM153 165H152V166H153ZM185 165H186V164H185ZM198 165H199V164H198ZM209 165H212V164L209 163ZM209 165H207V166H209ZM224 165H225V164H224ZM244 165H245V164H244ZM257 165H258V164H257ZM149 166H150V165H149ZM152 166H151V167H152ZM172 166H173V165H172ZM174 166H175V165H174ZM190 166H191V169H192V165H190ZM201 166H202V165H201ZM204 166H205V165H204ZM207 166H205V168H206ZM218 166H219V165H218ZM218 166H217V167H218ZM225 166H226V165H225ZM247 166H248V165H247ZM144 167H145V166H144ZM165 167H166V166H164V168H165ZM178 167H180V166H178ZM184 167H185V166H183V168H184ZM188 167H189V165H188ZM188 167H187V168H188ZM193 167H194V165H193ZM210 167H211V166H210ZM213 167H214V166H213ZM215 167H216V166H215ZM226 167H227V166H226ZM232 167H233V166H232ZM236 167H237V165H236ZM257 167H258V166H257ZM261 167H262V166H261ZM146 168L148 169V166H147ZM154 168H155V167H154ZM157 168H158V167H157V165H156V169H157ZM176 168H177V167H176ZM176 168H175V169H176ZM180 168H181V167H180ZM189 168H190V167H189ZM197 168H198V167H197ZM220 168H221V167H220ZM254 168H255V167H254ZM149 169H150V168H149ZM191 169H189V170H191ZM193 169H194V168H193ZM193 169H192V170H193ZM198 169H199V168H198ZM212 169H213V168H212ZM212 169H210V170H212ZM221 169L223 170V168H221ZM241 169H243V168L241 167ZM244 169H245V168H244ZM180 170H181V169H180ZM192 170H191V172H192ZM195 170H196V169H195ZM195 170H194V171H195ZM200 170H201V167H200ZM205 170H206V169H205ZM210 170H209V171H210ZM219 170H220V169H219ZM224 170H225V169H224ZM226 170H227V169H226ZM229 170L231 171V168H230ZM232 170H233V169H232ZM237 170H238V169H237ZM249 170H251V169H249ZM256 170H257V169H256ZM147 171H148V170H147ZM161 171H162V170H161ZM161 171H160V174H161ZM181 171H182V170H181ZM187 171H188V169H186V172H187ZM194 171H193V172H194ZM206 171H208V170H206ZM209 171H208V172H209ZM230 171H229V175H231V174H230ZM241 171H242V170H241ZM241 171H240V173H241ZM162 172H164V171H162ZM177 172H178V171H177ZM191 172H190V173H191ZM215 172H216V171H215ZM217 172H218V171H217ZM221 172H222V171H221ZM221 172H219V173H221ZM236 172H237V171H235V173H236ZM254 172H255V171H254ZM105 173H106V172H105ZM114 173H115V172H114ZM175 173H176V172H175ZM178 173H179V172H178ZM178 173H177V174H178ZM184 173H185V172H184ZM197 173H198V172H197ZM197 173H196V171H195V173H194L195 176H196ZM202 173H203V172H202ZM211 173H212V172H211ZM226 173H228V172H226ZM256 173H257V171H256ZM261 173H262V172H261ZM181 174H182V173H181ZM192 174H193V173H192ZM194 174L192 175V177L194 176ZM198 174H199V173H198ZM205 174H206V173H205ZM205 174H204V175H205ZM247 174H248V173H247ZM188 175H190V174L188 173ZM212 175H213V178H212V179L214 180V177H215V176H214L213 173H212ZM223 175H224V174H222V176H223ZM238 175H239V174H238ZM263 175H264V174H263ZM154 176H155V174H154ZM174 176H176V175H174ZM174 176H173V177H174ZM179 176H180V175H179ZM185 176H187V175H185ZM197 176H198L197 178H199V175H197ZM200 176H201V175H200ZM202 176H203V175H202ZM202 176H201V179H202ZM217 176H218V174H217ZM231 176H232V175H231ZM231 176H230V177H231ZM242 176H243V175H242ZM150 177H151V176H150ZM188 177H190V176H188ZM211 177H212V176H211ZM218 177H219V176H218ZM220 177H221V174H220ZM240 177H241V175H240ZM243 177H245V176H243ZM258 177H259V176H258ZM84 178H85V177H84ZM157 178H158V177H155V179H157ZM161 178H162V177H161ZM166 178H168V177H166ZM166 178H165V179H166ZM178 178H179V180H180V177H178ZM178 178H177V179H178ZM193 178H194V177H193ZM197 178H196V179H197ZM225 178H226V177H225ZM233 178H234V177H233ZM241 178H242V177H241ZM248 178H249V177H248ZM253 178H254V176H253ZM159 179H160V178H159ZM206 179H207V178H206ZM217 179H219V178H217ZM238 179H239V178H238ZM157 180H158V179H157ZM160 180H161V179H160ZM174 180H175V179H174ZM185 180H186V179H185ZM190 180H191V179H190ZM190 180L188 179V182H189ZM204 180H205V179H204ZM210 180H211V179H210ZM219 180H220V179H219ZM227 180H228V179H227ZM232 180H233V179H232ZM245 180H246V179H245ZM247 180H248V179H247ZM251 180H252V179H251ZM253 180H254V179H253ZM253 180H252V181H253ZM261 180H262V178H261ZM128 181H129V180H128ZM155 181H156V180H155ZM170 181H171V180H170ZM180 181H181V180H180ZM193 181H194V180H193ZM202 181H203V180H202ZM214 181H215V180H214ZM222 181H224V180H222ZM239 181H240V180H239ZM241 181H242V179H241ZM241 181H240V182H241ZM153 182H154V181H153ZM181 182H182V181H181ZM181 182H180V183H181ZM185 182H186V181H185ZM197 182H198V181H197ZM207 182H208V181H207ZM216 182H217V181H215V183H216ZM228 182H229V181H228ZM232 182H233V181H232ZM240 182H239V183H240ZM244 182H245V181H244ZM260 182H261V181H260ZM157 183H158V182H157ZM160 183L162 184L161 181H160ZM166 183H167V179H166ZM175 183H177V181H176ZM189 183H190V182H189ZM189 183H188V184H189ZM204 183H205V182H204ZM212 183H213V181H212ZM221 183H222V182H221ZM239 183H237V184H239ZM249 183H250V182H249ZM249 183H248V184H249ZM261 183H262V182H261ZM261 183H260V184H261ZM155 184H156V183H155ZM161 184H160V185H161ZM164 184H165V183H164ZM164 184H162V186H163ZM178 184H179V183H178ZM183 184H184V183H183ZM190 184H191L190 186H192V183H190ZM196 184H197V183H196ZM205 184H206V183H205ZM218 184H219V182L217 183V185H218ZM226 184H227V183H226ZM229 184H230V182H229ZM233 184H235V183H233ZM258 184H259V183H258ZM127 185H128V184H127ZM165 185H166V184H165ZM181 185H182V183H181ZM181 185H180V186H181ZM184 185H187V184H184ZM184 185H182V186L184 187ZM210 185H211V184H210ZM212 185H213V184H212ZM214 185H215V184H214ZM214 185H213V186H214ZM222 185H223V184H222ZM227 185H228V184H227ZM227 185H226V186H227ZM235 185H236V184H235ZM243 185H244V184H243ZM246 185H247V183H246ZM167 186H168V185H167ZM177 186H178V185H177ZM196 186H197V185H196ZM204 186H205V185H204ZM237 186H238V185H237ZM237 186H235V187H237ZM241 186H242V185H241ZM156 187H157V186H156ZM158 187H161V186H158ZM163 187H164V186H163ZM215 187H216V186H215ZM219 187H220V186H219ZM230 187H231V186H230ZM235 187H234V188H235ZM161 188H162V187H161ZM161 188H160V189H161ZM173 188H174V187H173ZM197 188H198V186H197ZM224 188H225V187L223 186V189H224ZM241 188H242V187H240L239 190H240ZM255 188H256V187H255ZM158 189H159V188H158ZM163 189H164V188H163ZM175 189H176V188H175ZM194 189H195V188H194ZM194 189H193V190H194ZM200 189H201V188H200ZM210 189H211V188H210ZM218 189H219V188H218ZM220 189H221V188H220ZM225 189H226V188H225ZM227 189H228V187H227ZM230 189H231V188H230ZM232 189H233V186H232ZM235 189H237V188H235ZM235 189H233V190H235ZM161 190H162V189H161ZM208 190H209V189H208ZM237 190H238V189H237ZM210 191H212V190H210ZM213 191H214V190H213ZM218 191H220V190H218ZM229 191H230V190H229ZM222 192H223V190H222ZM226 192H227V191H226ZM233 192H234V191H233ZM246 192H247V191H246ZM208 193H209V192H208ZM217 193H218V192H217ZM235 193H236V191H235ZM237 193H238V192H237ZM198 194H199V193H198ZM204 194H205V193H204ZM211 194H212V193H211ZM221 194H222V193H221ZM229 194H230V193H229ZM245 194H246V193H245ZM200 195H201V194H200ZM206 195H207V194H206ZM234 195H235V194H234ZM238 195H240V194H238ZM261 195H262V194H261ZM231 196H232V195H231ZM236 196H237V194H236ZM209 197H210V196H209ZM213 197H214V196H213ZM219 197H220V196H219ZM221 197H222V196H221ZM224 197H225V196H224ZM243 197H244V196H243ZM248 197H249V195H248ZM259 197H260V196H259ZM176 198H177V197H176ZM205 198H206V197H205ZM207 198H208V197H207ZM228 198H230V197H228ZM235 198H236V197H235ZM237 198H238V197H237ZM217 199H218V198H217ZM221 199H222V198H221ZM247 199H248V198H247ZM257 199H258V198H257ZM202 200H203V199H202ZM202 200H200V201H202ZM239 200H241V199H239ZM252 200H254V199H252ZM200 201H199V203H200ZM211 201H212V200H211ZM233 201H234V200H233ZM241 201H242V200H241ZM246 201H247V200H246ZM222 202H223V201H222ZM252 202H253V201H252ZM231 203H232V202H231ZM205 204H206V203H205ZM212 204H213V203H212ZM221 205H222V204H221ZM209 207H210V206H209ZM231 207H232V206H231ZM217 211H218V210H217ZM215 212H216V211H215ZM225 213H226V212H225ZM245 214H246V213H245ZM198 216H199V215H198ZM206 216H207V214L205 215V217H206ZM209 220H210V219H209ZM213 220H214V219H213ZM221 220H222V219H221ZM214 222H215V220H214ZM263 222H264V221H263ZM261 223H262V222H261ZM218 224H219V223H218ZM259 226H260V225H259ZM259 226H258V227H259ZM233 228H234V227H233ZM259 228H260V227H259ZM260 230H261V229H260ZM262 231H263V230H262ZM231 233H232V232H231ZM261 233H262V232H261ZM261 233H260V234H261ZM263 234H264V233H263ZM260 239H261V238H260ZM262 240H263V239H262ZM250 243H251V242H250ZM251 247H252V246H251ZM252 248H253V247H252ZM254 249H255V248H254ZM219 250H220V249H219Z\"/></svg>",
	"mask_w": 264,
	"mask_h": 264
}]
</instances>
